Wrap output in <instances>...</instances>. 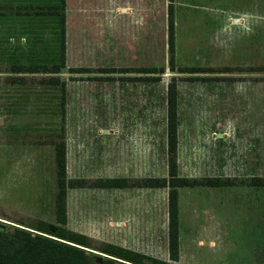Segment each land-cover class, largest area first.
I'll use <instances>...</instances> for the list:
<instances>
[{"label": "rangeland", "instance_id": "1", "mask_svg": "<svg viewBox=\"0 0 264 264\" xmlns=\"http://www.w3.org/2000/svg\"><path fill=\"white\" fill-rule=\"evenodd\" d=\"M158 1L153 14L159 18L152 15V19L159 27V37L140 42L144 46L153 44V52L145 48L144 52L139 48L134 51L131 38L125 37L113 39L109 52L102 33L111 0H65V66L59 73L66 89L63 116L52 113L56 111L47 95L36 94L42 86L5 83L4 64H0V223L6 228L16 226L53 238L23 226H41L44 223L39 218L46 217V224L57 226L47 210L55 189L53 148L29 149L34 145L63 138L69 178L83 169L97 177L105 176L109 169L113 175H120L127 168L122 153L104 167V156L111 149L114 155L115 151L123 152L124 159L135 152L143 158V172L153 168L150 172L166 176L165 94L171 78L176 87L177 175H218L230 186L237 183L238 169L264 174V23H256L253 51L246 39L232 35L230 24L221 29L219 15L222 9L224 16L232 13V0H173L175 35L170 69L165 36L168 0ZM188 11L206 18L201 26V31L205 28L203 33L215 26L220 30L208 31L202 38V48L189 46ZM123 19L120 25L136 29L135 18ZM113 25L119 27L116 21ZM97 31L100 36L92 37ZM199 31L193 21L190 35L196 37ZM85 67L91 71L76 70ZM141 69L154 72L138 71ZM27 89L34 92L24 96ZM139 111L143 114L137 116ZM246 127L253 130L242 134L240 129ZM238 136L242 140L234 139ZM248 136L253 144H247ZM246 150L254 153L255 159L245 158L243 164L236 165L235 154L245 155ZM78 154L89 159L80 163V169ZM41 203L46 205L45 211L39 207ZM185 203L186 195L181 193L182 235L177 264H264V257L253 256L255 251L264 252L262 246L249 244L248 234L246 242L240 240L242 244L236 245V237L233 240L231 230H225L222 224L214 246H195L194 237L190 239L185 229ZM88 239L94 247L104 242L93 236ZM163 250L161 245L157 247L159 256ZM92 252L100 258L106 256ZM156 258L170 262L168 257Z\"/></svg>", "mask_w": 264, "mask_h": 264}, {"label": "crops", "instance_id": "2", "mask_svg": "<svg viewBox=\"0 0 264 264\" xmlns=\"http://www.w3.org/2000/svg\"><path fill=\"white\" fill-rule=\"evenodd\" d=\"M110 3L111 7L109 8V16L105 19L102 33V36L107 43L108 51L110 52L112 49L110 44H112L113 39H116L117 37H125L126 39L131 38L134 51H136V48H139V52H144L145 48L148 52H153V44L144 46V44L140 42H143L141 39L159 37V27L158 25L154 26L155 23L152 19L153 16L156 17L157 20L159 18L153 14L154 5L158 4L159 1L111 0ZM147 6L149 8H146ZM231 7L233 8L232 13L227 14L226 16L222 13L225 12V10H221L219 15L221 21L219 23L222 24L221 29H224V25L227 26L230 24L232 35L235 38L246 39L244 41H246L249 46L253 45V47H251L254 51V39L257 31L256 23H264V0H232ZM156 12L158 15V8ZM192 14L193 13L191 11H188V17L186 20L187 34L190 38L189 42L191 43L189 46L202 48V38L206 36L208 31H217L219 29L218 26H215L203 33L205 28H202L201 31V26L202 22L206 21V18H203L201 15H199L200 17H196ZM130 17L135 18L134 22H136V29L130 27V25H120L118 23L122 21V18H125L123 19L124 21ZM114 21H116L117 25L119 24V27L113 25ZM193 21L200 28L196 37L191 36L189 32V28ZM213 21L215 24L218 23L216 19ZM154 31L156 32L155 34ZM97 36H100L98 31L97 33H94L92 37ZM126 46L128 47V45ZM127 47L125 48L128 51ZM139 113L143 114V111H139L136 115L138 116ZM126 114L129 115L130 112H126ZM240 130L242 132L236 130L235 133H250L253 128L246 127ZM108 133H110L109 130ZM242 138L238 136L234 139L242 140ZM246 141L247 144H253L250 141L249 136ZM49 145L52 147L51 144H39L31 146L29 149L36 147L41 148ZM252 146L253 145H251V147ZM236 148L240 150L239 147ZM250 148H247V150H250ZM113 152L114 151L111 149L110 152L108 151L105 154L104 167H106V164L113 163V156L118 158L119 154L122 153V162L124 166H127V168H125L120 175H113V172L109 169L105 176L97 177L95 175L88 174L87 169H83L84 171H79L80 173H78L77 176H73L71 178L93 180L96 178L107 177H125L134 179L159 176L155 175L154 172H150L154 171L153 168L152 170L148 168L147 172H143V158H140V160L135 152L133 154L128 153L129 158L127 157L126 159H124L125 154L120 152V150L118 152L115 151V155ZM250 156L252 157L251 159ZM65 158L67 175V149ZM84 158L85 157L81 154L77 155L79 169L81 162H89L88 157L86 160ZM245 158L249 161L253 160L255 159V154L250 153L249 151H247V153L245 152V155L237 152L234 156L236 165L239 166L241 163L243 164ZM261 160L264 162V155L261 157ZM138 165L140 166L139 168H134V166L138 167ZM185 177L223 178L213 174H200L199 176L190 175ZM235 177L237 183H232L230 186L196 185L179 187L177 189L178 257L180 256L182 235L180 213L181 193L186 195L185 215L188 219V223L185 226L186 233H190V239L191 237H194L193 243L195 246H214L217 243V231L221 229L222 224L225 230H231L233 240H235L234 238L236 237V245L237 243L241 245L242 242L245 241V235L248 234L250 239V242L248 241V243L259 244V246H262L264 250V185H253L248 182L250 178L264 177V174L254 173L253 171H248V169L247 171L242 172L238 169ZM67 178H69L68 175ZM100 191L102 193H100ZM54 192L55 189L53 191V201L47 203L48 216L51 214L52 220H54ZM98 198H100V200ZM70 199L72 206L71 210L69 209ZM39 205V207L43 208V211H45L44 209L46 208V205H43L42 203ZM39 219L43 222H45V220L46 222L49 220L47 217ZM64 227L68 230L81 233L87 237H97L102 239L104 242L131 249L148 256L167 257V188L137 186L122 188H67L65 194ZM92 231L94 233H92ZM199 242H202L201 245ZM160 245L164 249V256H159L156 251L157 247ZM258 253L261 254V252L255 251L253 256L256 257Z\"/></svg>", "mask_w": 264, "mask_h": 264}, {"label": "trees", "instance_id": "3", "mask_svg": "<svg viewBox=\"0 0 264 264\" xmlns=\"http://www.w3.org/2000/svg\"><path fill=\"white\" fill-rule=\"evenodd\" d=\"M172 1L168 0L166 8V44L170 69L173 67L174 43ZM16 38L18 42H15ZM0 64H4L5 83L42 86L36 94L47 95L55 108L52 110L56 111L52 113L58 112L63 116L66 89L59 73L65 66V0H0ZM76 70L90 72L91 68ZM153 70L138 71L154 72ZM27 90L22 93L24 96L34 92ZM165 104L166 176L134 179L107 177L93 180L67 178L65 141L63 138L49 141L53 148L55 167L54 221L57 226L50 230L47 228L49 224L40 220L44 223L41 226H23L49 234L53 238L16 226L6 228L0 223V264H177V189L196 185L226 186L229 181L221 178H190L177 175V111L173 78L166 85ZM248 182L264 185V177H253ZM132 186L167 188V257L170 262L108 242H101L100 246L94 247L89 243L87 236L64 227L67 188ZM94 250L106 256L99 262L92 252ZM256 257H264V252L258 253Z\"/></svg>", "mask_w": 264, "mask_h": 264}, {"label": "water", "instance_id": "4", "mask_svg": "<svg viewBox=\"0 0 264 264\" xmlns=\"http://www.w3.org/2000/svg\"><path fill=\"white\" fill-rule=\"evenodd\" d=\"M15 42H18V39L17 38L15 39ZM47 228L50 229V230H53L55 228V226H53V225H47ZM85 250L86 251H91L89 249H85ZM97 258H98V261L100 262L101 261V258H99L98 256H97Z\"/></svg>", "mask_w": 264, "mask_h": 264}]
</instances>
